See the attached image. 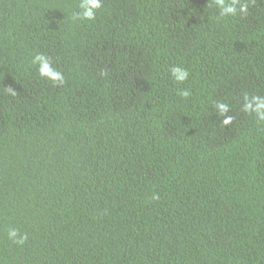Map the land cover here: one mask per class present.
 <instances>
[{
	"label": "trees",
	"instance_id": "1",
	"mask_svg": "<svg viewBox=\"0 0 264 264\" xmlns=\"http://www.w3.org/2000/svg\"><path fill=\"white\" fill-rule=\"evenodd\" d=\"M240 2L101 0L85 21L80 0H0V264H264V121L243 110L264 0Z\"/></svg>",
	"mask_w": 264,
	"mask_h": 264
},
{
	"label": "clouds",
	"instance_id": "2",
	"mask_svg": "<svg viewBox=\"0 0 264 264\" xmlns=\"http://www.w3.org/2000/svg\"><path fill=\"white\" fill-rule=\"evenodd\" d=\"M215 4L219 9V17H235L238 12L243 15L247 13L248 6L246 3H241L240 0H215ZM239 4V10L237 5ZM102 7L101 0H80L79 12L74 14V19L90 21L96 16L97 10ZM32 64L37 66L38 75L41 78H45L51 81L54 85H63L65 82L64 75L61 71H58L53 67L52 62L47 56L42 53H37L32 58ZM170 76L176 83H183L189 77V71L180 66H173L170 68ZM180 95L188 97L190 95L189 90H181ZM216 108L223 115L228 111V105L220 103L216 105ZM243 110L248 113H254L258 120L264 121V97L252 96L249 98L244 96ZM232 117L228 116L223 121L224 124L231 122ZM153 200L159 199L158 194H154ZM8 239L16 244H23L27 239L26 235H21L15 228H10L7 233Z\"/></svg>",
	"mask_w": 264,
	"mask_h": 264
}]
</instances>
